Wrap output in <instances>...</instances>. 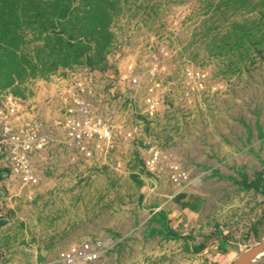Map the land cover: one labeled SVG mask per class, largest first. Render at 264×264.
I'll return each instance as SVG.
<instances>
[{
  "label": "rangeland",
  "instance_id": "1",
  "mask_svg": "<svg viewBox=\"0 0 264 264\" xmlns=\"http://www.w3.org/2000/svg\"><path fill=\"white\" fill-rule=\"evenodd\" d=\"M106 9L75 58L30 33L0 48V133L41 121L51 138L37 185L0 170V264L91 241L99 264H231L264 241V0ZM74 82L112 132L91 158L54 123Z\"/></svg>",
  "mask_w": 264,
  "mask_h": 264
},
{
  "label": "built area",
  "instance_id": "2",
  "mask_svg": "<svg viewBox=\"0 0 264 264\" xmlns=\"http://www.w3.org/2000/svg\"><path fill=\"white\" fill-rule=\"evenodd\" d=\"M91 96L90 88L74 82L54 121L68 147L81 158L101 153L113 141L110 124L96 112ZM135 133L133 129L128 136ZM50 139L41 121L25 122L17 129L7 127L0 133V170L7 172L14 183L37 185V160L47 152ZM156 158L155 152L153 162ZM103 248L101 241L85 242L59 251L47 264H99Z\"/></svg>",
  "mask_w": 264,
  "mask_h": 264
},
{
  "label": "trees",
  "instance_id": "3",
  "mask_svg": "<svg viewBox=\"0 0 264 264\" xmlns=\"http://www.w3.org/2000/svg\"><path fill=\"white\" fill-rule=\"evenodd\" d=\"M110 0H0V48L15 49L14 42L23 45L27 33L43 40V48L60 55L63 61L80 55V44L85 42L90 20L109 16L106 6ZM69 28L66 24H70ZM102 30V27H99ZM63 35H67L63 37ZM49 41H52L50 43ZM85 59V56H83ZM18 65L26 62L19 58ZM21 68H23L21 66ZM32 69V68H31ZM32 71V70H31ZM250 187L260 190L256 181ZM262 193L264 194V187ZM206 248L204 243L193 248L199 253Z\"/></svg>",
  "mask_w": 264,
  "mask_h": 264
},
{
  "label": "water",
  "instance_id": "4",
  "mask_svg": "<svg viewBox=\"0 0 264 264\" xmlns=\"http://www.w3.org/2000/svg\"><path fill=\"white\" fill-rule=\"evenodd\" d=\"M231 264H264V241L243 252Z\"/></svg>",
  "mask_w": 264,
  "mask_h": 264
}]
</instances>
